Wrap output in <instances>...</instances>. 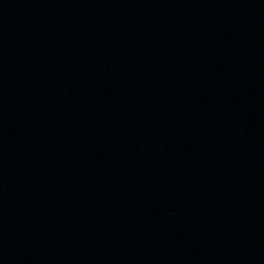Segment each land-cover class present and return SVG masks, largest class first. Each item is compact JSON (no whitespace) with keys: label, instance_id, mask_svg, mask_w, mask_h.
<instances>
[{"label":"water","instance_id":"95a60500","mask_svg":"<svg viewBox=\"0 0 264 264\" xmlns=\"http://www.w3.org/2000/svg\"><path fill=\"white\" fill-rule=\"evenodd\" d=\"M0 264H264V0H0Z\"/></svg>","mask_w":264,"mask_h":264}]
</instances>
